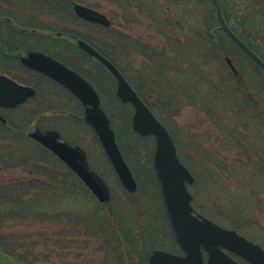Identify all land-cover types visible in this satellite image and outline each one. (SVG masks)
Returning <instances> with one entry per match:
<instances>
[{
  "label": "rangeland",
  "instance_id": "374dc122",
  "mask_svg": "<svg viewBox=\"0 0 264 264\" xmlns=\"http://www.w3.org/2000/svg\"><path fill=\"white\" fill-rule=\"evenodd\" d=\"M69 1L105 13L112 27L83 24L60 2L53 12L38 11V28L73 32L98 46L96 34L102 38V50L115 51L120 68L174 136L180 159L195 177L189 191L197 212L264 247V71L231 40L213 47L205 4L198 11L193 0ZM249 29L252 39L247 38L264 56V18L251 20ZM38 44L64 49L52 38ZM94 82L138 191L124 189L90 126L62 117L82 114L56 111L62 110L65 89L38 80L44 110L32 117L25 107L13 130H4L0 121V191L22 189L20 211L9 217L2 204L7 198L0 197V235L6 244L0 250L10 256L11 245L13 262L26 255L30 264H148L154 250L183 254L165 215L153 166L154 138L132 132L133 108L118 106L107 78ZM36 129L55 130L79 145L90 170L108 186L109 202L100 203L67 166L30 139ZM22 201L33 204V214L23 213L30 206Z\"/></svg>",
  "mask_w": 264,
  "mask_h": 264
},
{
  "label": "water",
  "instance_id": "95a60500",
  "mask_svg": "<svg viewBox=\"0 0 264 264\" xmlns=\"http://www.w3.org/2000/svg\"><path fill=\"white\" fill-rule=\"evenodd\" d=\"M213 1L217 7L222 29L264 70V60L229 29L223 19L218 0ZM75 11L78 17L84 20L105 27L110 25L105 15L93 9L75 5ZM78 44L81 49L101 62L116 79L118 99L122 103L133 106L132 130L142 137L155 138L154 167L171 229L184 255L154 250L148 264H241L232 255L239 257L247 264H264L263 247L243 237L237 231L224 228L196 212L192 206L193 197L188 189L189 185H193L195 178L179 159L176 145L167 128L156 118L111 61L86 42L79 40ZM24 63L64 86L81 101L86 108L87 123L95 131L122 186L126 191L135 193L138 188L136 180L121 153L108 115L101 107L100 97L91 83L42 53L31 54ZM33 96H35L34 89L18 85L0 76V106L15 108ZM29 136L70 167L99 202H109L108 187L89 171L84 153L60 142L59 135L55 133L36 130ZM166 159L172 162V165L167 168ZM204 253L207 255L206 260Z\"/></svg>",
  "mask_w": 264,
  "mask_h": 264
},
{
  "label": "flooded vegetation",
  "instance_id": "af4514ba",
  "mask_svg": "<svg viewBox=\"0 0 264 264\" xmlns=\"http://www.w3.org/2000/svg\"><path fill=\"white\" fill-rule=\"evenodd\" d=\"M37 1H39V4L35 3ZM60 1H62V3H65L64 1L69 2V0H60ZM50 2L51 0H0V76L6 77L18 85L29 87L35 90V96L29 98L26 101V103L22 105H18L15 108L0 106V121L4 126V127L2 126V128L4 130H9V129L13 130L14 120L17 119L23 113L25 107H26V111H28V113L32 117L38 115L40 113L41 108H42L41 110H44L43 107L46 104V102H44L45 101L44 99L40 100V94L42 91L40 85L38 84V80L43 81L44 79L59 85L60 87L65 89L67 93L64 97L62 96L61 100L59 101L60 102L59 108H61L62 110H58L57 108L56 111L58 112L63 111L66 114H69L67 112L72 113L73 110L77 111L79 114L83 115L82 118L77 115H74V113L70 114L69 117H66V115H63L62 117L65 116V118H69L70 120L79 124L85 123L87 125L86 127L90 126L88 125L86 120L85 106L71 91H69L67 88L60 85L53 79L25 65L24 60L27 59L33 53L45 54L57 60L61 64L65 65V67L74 71L85 80L89 81L91 85L95 88V90L97 91L100 97L101 107L108 114V111L102 105L103 93H101L98 90V87L95 86L96 83L94 81L107 78L108 81H110V83L112 84L111 90L114 97L116 96V99H118L116 94L117 81L101 62H99L89 53H87L86 51L80 48L78 44L79 40L86 42L98 53H100L108 60H110L121 71L123 76L132 85L133 89L138 93L139 97L145 102L147 107L151 109L150 102L148 100L146 101L142 97L140 91H138L137 88L133 86L131 81L128 79L127 74L120 68V66L114 59L113 56L115 54V51L113 50L111 54L110 52L108 53L106 49L104 51L102 50V46L106 44L103 42L102 38L98 37L97 34L95 37L97 39V42H100L101 46H98L97 44H94L91 41H89L87 38H84L79 34H75L73 32H67V33L52 32V31L41 30L40 28H38L36 21L37 18L36 16H38V11L42 12L43 9H47V8L51 12L54 11L51 6L52 2L51 3ZM181 2H183V0H181ZM218 2L221 8L223 19L226 25L229 27V29L233 33H235V35H237L242 41H244L243 37L251 38V36L246 35L250 27V22L251 20H254L258 17L264 18V0H218ZM41 3H45V4L41 5ZM71 4L72 6H70L69 4L67 5L72 9L76 18H78L83 24H90L92 26L99 28L101 27L102 30L103 29L106 30L112 27V21L110 20V18L105 13L99 11L95 7H89L75 2ZM193 4H194V9L197 8L198 11L200 10V8H202L201 6L202 4H205L207 6V8H204V10H207L206 12L208 14L209 21L213 22V25H211L212 28H210V36L212 37L214 48L220 46L223 40L226 42H228L229 40L232 41L231 37L221 27L219 15L217 12V7L213 0H193ZM75 5H81L83 7H87L105 15L110 21V25L108 27H105L103 25L91 21H87L78 17L75 11ZM51 38L58 42H61L64 49L55 52L38 44L40 39L45 40ZM251 42L253 48L249 46L246 42L245 43L254 52H256L258 45L255 44L254 40ZM68 46H71L73 49L69 50ZM236 46L242 52H244L243 49H241L238 45ZM104 52H106L107 54L104 55ZM114 87L116 88L115 92L113 90ZM73 105L76 106V109L72 107ZM127 106H129L131 109L133 108L129 104H127ZM44 132H51L55 134L57 133L59 135L58 139L60 141L67 143L69 146L75 147L79 151H84L81 149L79 145H73L69 141L63 140L61 134L55 130L44 131ZM73 173L77 176L75 172ZM0 264H2L1 260H0Z\"/></svg>",
  "mask_w": 264,
  "mask_h": 264
},
{
  "label": "trees",
  "instance_id": "16d2710c",
  "mask_svg": "<svg viewBox=\"0 0 264 264\" xmlns=\"http://www.w3.org/2000/svg\"><path fill=\"white\" fill-rule=\"evenodd\" d=\"M136 1H138L139 3H141L143 0H136ZM51 2H52V4H51V6H53V5H56L58 2H62V1H60V0H51ZM50 2V3H51ZM65 3H67V4H69L70 6H72V2H68V1H64ZM113 2H118V4H119V0H113ZM129 2H130V0H127V5H130L129 4ZM130 7V6H129ZM129 7L127 8V10L129 9ZM250 30V29H249ZM247 35V34H246ZM247 36H250V35H247ZM243 39H244V41L249 45V46H251L252 48H253V46H252V42H251V40H249L248 38H245V37H243ZM254 50H256V49H254ZM256 52L261 56V58L264 60V56L258 51V50H256ZM105 54H107L106 52H104V55ZM259 68V67H258ZM134 86V85H133ZM138 91H139V89H137ZM117 101H118V106L120 107V108H127L130 112H131V108L129 107V106H127V105H124V104H121L120 102H119V100L117 99ZM150 108H151V110L157 115V117L159 118V116H158V114H157V112H155V110L152 108V106H150ZM127 110V111H128ZM130 118H131V116H127V118H126V120H125V125H126V122L128 123V125H127V128H130L129 127V122H130ZM160 119V118H159ZM112 121V125H113V128L115 129L116 128V125L114 124V122H113V119H111ZM161 120V119H160ZM162 121V120H161ZM163 122V121H162ZM164 123V122H163ZM165 124V123H164ZM166 125V124H165ZM117 140H118V142H120V137H119V135H118V132H117ZM177 144V143H176ZM123 152V151H122ZM124 154V153H123ZM125 156V155H124ZM24 186H26V185H22V188H24ZM20 188H13L12 186H8L7 188H1V198L2 197H4V198H7V201L6 202H2V204H4L5 205V207L4 208H7V210L8 211H4V217L6 218V217H9V216H11L12 214H15V213H17L18 211H20V208H19V192H20V190H22V189H20ZM25 204H27V206H28V204H29V206H30V208L27 210V211H25V212H23V213H25V215H28V214H33V210H34V208L35 207H31V205H33V204H30V202H24V201H22V203H21V205L23 206V205H25ZM28 206V207H29ZM21 211H22V209H21ZM118 236V235H117ZM119 236H120V232H119ZM124 237V236H123ZM124 239V238H123ZM4 240H3V237L0 235V247H5V243L3 242ZM126 241H128V240H126ZM129 242V241H128ZM7 247H8V250H9V254H10V256H7V255H4V254H2L3 252H4V248L3 249H1L0 250V258H3V259H7V260H10V263L9 264H15V262H13L12 261V258H14V257H16V254H12V253H15L16 251H15V249H11V245H7ZM3 250V251H2ZM14 256V257H12V256ZM20 255V254H19ZM25 256L26 255H20V256H18L17 257V261L18 262H16V264L18 263V264H30L28 261H27V259L25 258Z\"/></svg>",
  "mask_w": 264,
  "mask_h": 264
},
{
  "label": "snow or ice",
  "instance_id": "6c2138e0",
  "mask_svg": "<svg viewBox=\"0 0 264 264\" xmlns=\"http://www.w3.org/2000/svg\"><path fill=\"white\" fill-rule=\"evenodd\" d=\"M172 165V162L171 161H168L167 159L165 160V166L166 168L167 167H170Z\"/></svg>",
  "mask_w": 264,
  "mask_h": 264
}]
</instances>
